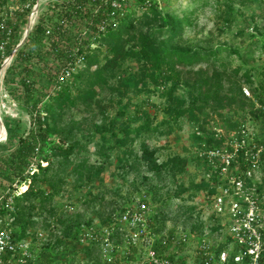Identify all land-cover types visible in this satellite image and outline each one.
<instances>
[{
    "label": "trees",
    "instance_id": "16d2710c",
    "mask_svg": "<svg viewBox=\"0 0 264 264\" xmlns=\"http://www.w3.org/2000/svg\"><path fill=\"white\" fill-rule=\"evenodd\" d=\"M36 2L32 0L28 8L16 13L15 44L21 40ZM164 2L163 5L161 0H134L129 9L116 11L111 0H55L40 12L36 25L4 78L6 90L31 114V127L27 134L21 136L7 153L0 154V187L30 179L26 189L16 197V224L21 238L27 237L32 227L45 228L37 221L44 214L49 217L56 215V212H51L56 197L60 195V172L55 167L69 166L80 145L79 140L69 136L54 139L60 128L55 122L71 108L80 105L91 107L106 90L124 97L132 79L136 78L142 87L151 84L166 91L167 117L156 127H152L150 122L134 126V119L140 120L142 114L131 100L124 105L122 100L118 101L120 124L114 118L107 131L100 124L95 126V136L101 138L107 147L105 156L117 151L128 157L132 154L129 144L140 140L141 164L148 173L159 177L184 170L188 161L174 156L160 162L158 149L144 140L147 133L166 135L174 125L187 119L192 125L196 143L194 160L202 167L197 151L203 142L219 146L224 141L215 138L213 127L235 131L249 121L258 126L264 124V64L258 75L238 67L233 69L232 76H228L226 58L222 55L224 52L228 57L237 55L246 64L247 57L254 52L253 46L264 54V28L259 30V34L252 35L253 44L242 50L234 47L214 50L186 43L184 32L196 25L198 8L182 9L167 0ZM215 3L218 23L228 29L240 26L241 32L246 31L251 21L263 16L262 12L251 16L246 14L244 8L248 0H216ZM75 60L81 61L82 67L75 71L69 69L70 75L66 76L70 62ZM131 63L136 64L137 70H133ZM202 63H208L209 68L197 69ZM238 78L250 87L254 101L245 96ZM181 87L186 90L185 95L178 92ZM129 108H135V114L128 116ZM50 116L54 123L49 120ZM197 130L205 137L198 136ZM120 159L127 162L124 157ZM34 162L37 171L31 176L26 175ZM74 172L78 188H84L86 184L102 181L104 166L86 160L76 164ZM142 179L147 180L148 176L144 175ZM194 187L203 190L207 183L200 181ZM174 195L180 197L179 194ZM141 196L148 201L146 194ZM113 213L108 214L104 225L111 222ZM100 216L103 217L101 213ZM63 223L67 228H75L72 238L76 249L82 250L89 261L102 264L97 243L80 246L81 226L85 223L71 217L64 218ZM212 229L215 232L219 230L217 227ZM174 237L175 231L171 230L167 240L163 237L156 241L155 249L165 253ZM52 244L48 240L40 247L45 264L60 263L52 252H43L46 248L51 249ZM53 249L55 251V247Z\"/></svg>",
    "mask_w": 264,
    "mask_h": 264
},
{
    "label": "rangeland",
    "instance_id": "374dc122",
    "mask_svg": "<svg viewBox=\"0 0 264 264\" xmlns=\"http://www.w3.org/2000/svg\"><path fill=\"white\" fill-rule=\"evenodd\" d=\"M52 1L55 0H40L39 14L42 10L47 9ZM164 1L161 0L163 5L165 4ZM167 1L182 9L198 8L196 25L187 28L184 32L183 39L186 43L214 50L224 47L242 50L252 45L254 42L252 35L259 34V30L264 28V0H248L249 3L244 8L246 14L251 16L262 12L263 16H257L254 21H251L249 29L242 32L239 29L240 26L228 29L218 23L216 0ZM30 2L32 0H9V2L3 3H8L5 7L12 5L13 7L25 8L24 5ZM204 2H206L205 5H203ZM26 29L27 26L23 29V33ZM253 51L252 55L247 57L246 64L237 55L228 57L226 52L222 53L223 57L226 58L227 75L232 76L233 69L238 67L258 75V70L264 64V54L260 48L254 46ZM131 67L133 70H137L135 63H131ZM202 68H209V64L202 63L197 67V69ZM254 68H257V71ZM238 80L240 79L238 78ZM240 81L243 88L250 91L252 97L246 94L245 96L253 100L250 87L244 81ZM114 82L118 84V81ZM178 92L186 94L183 87ZM165 97L166 91L164 89L158 90L156 86L151 84L148 87H142L136 78H133L124 97L118 92L106 90L98 96L91 107L80 105L71 108L56 122L52 121L53 118L50 116L51 123L55 122L60 125L59 132L54 136V139L58 140L61 137L69 136L80 142L75 154L72 155V163L62 169L60 166L55 167L60 172L58 180L60 195L55 199L54 210L50 211L56 212V215L53 218L44 214L42 218L37 220L45 225L43 229L47 231V239L53 243L51 249L46 248L43 252H52L54 257L60 261V263L55 264L64 262L66 264L70 262L73 264H95L86 258L82 250L76 249L72 238L75 228H67L66 224L63 223L64 218L79 219L85 223V226L90 223L87 225L88 228L98 227L104 225V221H108L111 212H122L143 193L148 197L150 205L149 223L155 240L167 238L171 230L175 231L176 237L186 234L190 241L186 246H182L181 250L188 256L196 255V248L203 237L214 243L219 240L222 241L225 234L213 231V223L206 219L210 207L206 203L204 189L198 190L194 187L201 181L204 173L202 167L194 160L196 143L192 136V125L187 119H183L174 125L173 130L166 135L159 136L157 133L145 135L144 140L147 144L158 149L157 156L160 162H165L174 156H180L188 161L184 170H178L171 174L164 173L160 177L148 173L141 164L140 140L129 144L128 149L132 150V154L128 157L117 151L111 152L108 157L104 155L107 150L104 142L95 136L96 125H102L105 131L111 127V119L117 118V112L120 108L118 101L121 100L122 105L131 100L132 105L139 108L140 115H142L140 120L134 119V126L144 122H150L152 127L158 126L167 117ZM16 102L19 103V107L16 111L17 115L13 111L15 118L7 120L8 118L4 116L3 119L7 136L5 140L0 142V154L7 153L14 147L18 139L27 134L31 127L30 112L20 106L21 102L17 100ZM135 108H129L128 116L133 115ZM116 120L117 122L119 120V124L122 121L119 118ZM93 136L94 138H90ZM119 153L121 155L118 156ZM122 157L127 162L119 161ZM86 160L91 164L104 166L102 181H96L94 184H86L84 188H78L74 168L76 164H81ZM144 175L148 176L147 180L142 179ZM4 184L8 186L7 182ZM3 188L6 187H0L1 190ZM174 194H179L180 197H175ZM169 197L171 198L168 199ZM100 213L103 217L100 216ZM31 229L34 231L40 227H32ZM115 239L118 242L123 240L121 235H117ZM43 245L38 243L36 247L40 248Z\"/></svg>",
    "mask_w": 264,
    "mask_h": 264
},
{
    "label": "built area",
    "instance_id": "2783aa9c",
    "mask_svg": "<svg viewBox=\"0 0 264 264\" xmlns=\"http://www.w3.org/2000/svg\"><path fill=\"white\" fill-rule=\"evenodd\" d=\"M116 11H124L131 7L134 0H111ZM0 1V118H15L19 103L6 90L4 78L8 67L13 62L19 44L26 31L36 25L38 15L33 6L29 15L27 29L21 40L15 44L16 13L21 7ZM29 7V3L24 5ZM103 29V27H102ZM50 30L47 31V35ZM10 50V52H9ZM66 71H75L82 67L79 60L71 61ZM70 69V70H69ZM244 93L251 96L247 88ZM15 109V110H14ZM264 110V108H263ZM17 115V114H16ZM257 127V129H256ZM216 139L224 140L219 146L203 142L197 155L203 166L201 181L207 183L205 191L206 203L210 207L207 220L223 232L222 241L211 242L201 238L195 256L182 252L190 238L183 234L174 237L165 253L155 249L154 235L150 229V205L144 196H139L132 205L122 212L112 215L108 225L98 227L81 226L80 246L91 243L99 246L102 264H264V124L244 123L238 130L226 131L221 127L212 128ZM256 129V130H255ZM197 135L205 134L197 130ZM43 165H46L43 162ZM37 171L34 162L26 175ZM30 182L15 181L11 186L0 189V264H45L40 248L36 247L48 241L47 231L43 228L28 230V236L20 237L16 224V197L24 191ZM53 227V226H52ZM121 235L122 241L115 237ZM168 239V236L166 240ZM165 243V241H164Z\"/></svg>",
    "mask_w": 264,
    "mask_h": 264
},
{
    "label": "water",
    "instance_id": "95a60500",
    "mask_svg": "<svg viewBox=\"0 0 264 264\" xmlns=\"http://www.w3.org/2000/svg\"><path fill=\"white\" fill-rule=\"evenodd\" d=\"M38 8H39V7L37 6V7H36V10H35V16L38 15ZM30 32H31V27H29L28 30L26 31L23 40H22L21 43L19 44V47H21V46L26 42L27 37H28V35L30 34ZM2 121H3V120L0 118V124H1ZM3 124H4V123H3ZM5 129H6V128H5ZM6 136H7V131H6ZM5 139H6V137H5Z\"/></svg>",
    "mask_w": 264,
    "mask_h": 264
},
{
    "label": "bare ground",
    "instance_id": "6f19581e",
    "mask_svg": "<svg viewBox=\"0 0 264 264\" xmlns=\"http://www.w3.org/2000/svg\"><path fill=\"white\" fill-rule=\"evenodd\" d=\"M5 137H6V129H5V125L3 124V121H2L0 124V142L2 140H5ZM24 189H26V188H24Z\"/></svg>",
    "mask_w": 264,
    "mask_h": 264
}]
</instances>
